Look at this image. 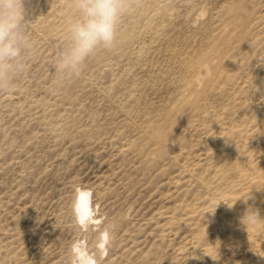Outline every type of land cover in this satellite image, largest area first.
Masks as SVG:
<instances>
[{
  "label": "rangeland",
  "instance_id": "374dc122",
  "mask_svg": "<svg viewBox=\"0 0 264 264\" xmlns=\"http://www.w3.org/2000/svg\"><path fill=\"white\" fill-rule=\"evenodd\" d=\"M24 7L33 48L0 90V264H72L74 244L93 264H264V0H127L79 78L53 66L72 0Z\"/></svg>",
  "mask_w": 264,
  "mask_h": 264
},
{
  "label": "clouds",
  "instance_id": "9594fccd",
  "mask_svg": "<svg viewBox=\"0 0 264 264\" xmlns=\"http://www.w3.org/2000/svg\"><path fill=\"white\" fill-rule=\"evenodd\" d=\"M72 4L76 15L69 19L67 43L57 54L53 66L60 76L79 78L85 61L97 49H110L114 45L117 25L127 9V0H72ZM24 15V0H0V90H11L16 76L25 71L26 55L33 48L22 23ZM221 202L228 205L221 200L208 214H214ZM72 210L76 223L82 229H86L96 215L91 202L87 210L81 206L79 193L73 201ZM259 219L258 211H246L241 223L246 220L254 225ZM72 252V264H79L77 245L72 246Z\"/></svg>",
  "mask_w": 264,
  "mask_h": 264
},
{
  "label": "bare ground",
  "instance_id": "6f19581e",
  "mask_svg": "<svg viewBox=\"0 0 264 264\" xmlns=\"http://www.w3.org/2000/svg\"><path fill=\"white\" fill-rule=\"evenodd\" d=\"M88 192L85 193V191H81L79 194V197H80V202H81V206L87 210V207H88V204H89V199H88ZM103 235V234H102ZM104 237V236H102ZM104 238H102L101 240V244L103 243ZM100 244V245H101ZM81 246V245H80ZM80 246L78 245L77 246V254H78V262L79 264H93V261H92V258H90V256L88 257L85 252H84V249L83 247L80 248ZM83 250V251H82Z\"/></svg>",
  "mask_w": 264,
  "mask_h": 264
}]
</instances>
